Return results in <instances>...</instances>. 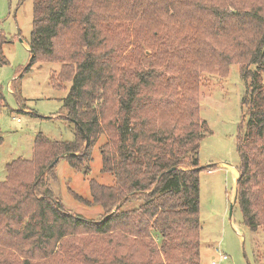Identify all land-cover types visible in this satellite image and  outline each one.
Here are the masks:
<instances>
[{"label":"trees","instance_id":"16d2710c","mask_svg":"<svg viewBox=\"0 0 264 264\" xmlns=\"http://www.w3.org/2000/svg\"><path fill=\"white\" fill-rule=\"evenodd\" d=\"M31 1L29 59L12 94L16 100L15 80L31 64H59L49 83L69 87L55 117L73 123L74 137L37 133L31 159L6 164L0 264H43L56 244L84 235L86 243L105 238L110 251L84 253L80 264H199V172L209 168L198 162L209 130L200 117L201 73L221 78L232 64L245 82L234 204L243 226L264 232V0ZM116 30L133 49L155 48L152 58L129 61L111 45ZM6 105L0 91V109ZM100 135L101 172L113 183L89 179V200L73 193L102 209L92 220L66 209L50 181L61 158L86 174Z\"/></svg>","mask_w":264,"mask_h":264},{"label":"rangeland","instance_id":"374dc122","mask_svg":"<svg viewBox=\"0 0 264 264\" xmlns=\"http://www.w3.org/2000/svg\"><path fill=\"white\" fill-rule=\"evenodd\" d=\"M31 19V0H0V33L4 37L0 55L5 58V63L0 65V91L7 102L6 107L0 109V132L3 138L0 144V181L5 179L6 164L17 158L31 159L37 133L57 141H71L74 137L73 123L55 117L64 112L62 99L69 87V82L60 88H53L49 83L50 73L57 72L59 64H31L15 80L18 98L15 100L12 94V80L28 63ZM188 23L184 24L187 26ZM185 30L180 29L179 33L183 34ZM130 39L134 38L130 35ZM126 40L125 33L116 30L111 45L121 48L129 56V61L152 58L150 56L154 54L155 48L150 50L141 42L140 48L133 49L131 44L126 45ZM169 50L171 48L167 46ZM201 81L198 97L200 117L206 121L209 130L201 141L198 162L200 166L209 168L199 172V264H212L218 253L228 256V260L220 264H262L264 232H251L242 225L237 204L232 206L229 216L237 178H234L235 172L233 174L231 167L236 168L239 163L236 138L242 118L241 99L245 93V82L236 64L230 65L226 75L221 78L203 72ZM105 141L106 136L100 135L92 147L86 174L74 170L61 158L54 167L55 178L50 181L52 191L66 209L92 220L99 218L102 209L97 205L87 206L79 202L73 193L89 200V179L105 185L113 183L112 175L101 172L99 146ZM87 237L84 235L70 243L56 244L41 263L80 264L84 253L102 255L107 249L110 251L105 238H90L91 242L86 243ZM16 259L17 256H13L12 260ZM18 259L22 261L23 257Z\"/></svg>","mask_w":264,"mask_h":264},{"label":"built area","instance_id":"2783aa9c","mask_svg":"<svg viewBox=\"0 0 264 264\" xmlns=\"http://www.w3.org/2000/svg\"><path fill=\"white\" fill-rule=\"evenodd\" d=\"M228 260V256L218 253L217 258H213L212 264H220L223 261Z\"/></svg>","mask_w":264,"mask_h":264},{"label":"water","instance_id":"95a60500","mask_svg":"<svg viewBox=\"0 0 264 264\" xmlns=\"http://www.w3.org/2000/svg\"><path fill=\"white\" fill-rule=\"evenodd\" d=\"M234 203H235V197H234V199H233V201H232V203L230 205L229 216L231 215V210H232V206H233Z\"/></svg>","mask_w":264,"mask_h":264},{"label":"crops","instance_id":"0c3cea01","mask_svg":"<svg viewBox=\"0 0 264 264\" xmlns=\"http://www.w3.org/2000/svg\"><path fill=\"white\" fill-rule=\"evenodd\" d=\"M231 169H232L233 174L235 172V174H234V178H235L237 176L236 168L231 167Z\"/></svg>","mask_w":264,"mask_h":264}]
</instances>
